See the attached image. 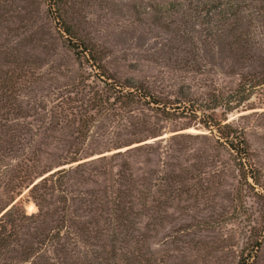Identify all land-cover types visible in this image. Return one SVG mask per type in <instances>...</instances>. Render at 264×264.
I'll use <instances>...</instances> for the list:
<instances>
[{"label": "rangeland", "instance_id": "obj_1", "mask_svg": "<svg viewBox=\"0 0 264 264\" xmlns=\"http://www.w3.org/2000/svg\"><path fill=\"white\" fill-rule=\"evenodd\" d=\"M13 201L0 264H264V0H0Z\"/></svg>", "mask_w": 264, "mask_h": 264}, {"label": "trees", "instance_id": "obj_2", "mask_svg": "<svg viewBox=\"0 0 264 264\" xmlns=\"http://www.w3.org/2000/svg\"><path fill=\"white\" fill-rule=\"evenodd\" d=\"M228 127H229V125H225V128H228ZM240 142H242V144L246 147V142L243 138L241 139ZM232 146H233V143H231V147ZM232 150H235V149L232 148ZM237 151L239 152V149H237ZM240 154H241V152H240ZM37 186H38V184L33 185L32 188L30 189V192H33L37 188ZM13 203H14V201L11 202V204H10L11 207L4 214H2L0 216V247H3L5 244H7L6 242H7L8 238L10 237V234H7V229H6L7 226L6 225L14 226V220H10V218L12 217V215H13L12 213L15 211L17 205L16 204L12 205ZM17 204H19V202ZM5 210H3V211H5ZM32 216L33 215L28 216V215H26V213L23 212V218L24 219L31 218Z\"/></svg>", "mask_w": 264, "mask_h": 264}]
</instances>
